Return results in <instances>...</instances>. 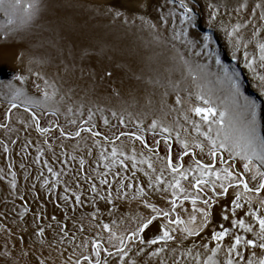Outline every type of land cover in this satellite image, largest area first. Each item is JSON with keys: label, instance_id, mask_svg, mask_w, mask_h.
Segmentation results:
<instances>
[{"label": "rangeland", "instance_id": "1", "mask_svg": "<svg viewBox=\"0 0 264 264\" xmlns=\"http://www.w3.org/2000/svg\"><path fill=\"white\" fill-rule=\"evenodd\" d=\"M15 2L5 0L0 7V264H40L41 261L73 264L78 259L82 264H89L85 256H90L95 264L93 241L115 254L110 257L101 250L102 264L105 260L108 264H118L119 253L114 245L120 241L115 237L125 238L124 264H164L165 261L173 264V260L197 264L192 258L197 254L203 264L217 244L213 233L227 229L229 234L219 241L222 247L216 257L221 264H226L235 235L255 239L253 232L259 231V227L247 213L255 211L264 216L261 207L264 191L245 192L243 185L229 188L226 195L221 194L223 190L219 187L214 194L201 185L204 189L198 193L201 199L212 197L215 203L208 226L198 236L185 237L180 230L183 226L167 225V219L160 217L131 241L127 237L155 215L145 202L165 211L171 208L169 201L173 197L167 185L173 176L166 168L167 143L171 144L173 164L179 162L184 151L181 141L189 143V155L183 157L184 169L194 168L196 159L212 162L207 155L208 142L197 135L193 126L194 121L202 131H207L208 122L197 116L193 108L212 107L217 115L227 110L230 116H235L243 111L245 103L254 102L257 125L264 133V80L261 79L264 64L259 59V43H264V19L261 18L264 0H185L192 9L190 23L183 19L180 0L175 3L169 0H19L18 8L9 7ZM45 3L55 5L59 18L66 10L80 15L78 19L102 22L109 33L121 40H113L108 48L92 53L46 58L38 50L39 46L33 48L34 45L28 44L29 37L37 40L32 34L35 25H44V17L50 15L48 10L43 14ZM27 5H32L31 9ZM172 11L174 16L169 15ZM236 25L240 26L239 30L233 33ZM205 36L212 38L207 48ZM254 58L255 64L248 67ZM233 81L239 84V95L232 87ZM9 83L41 101L47 87L50 98L40 107L29 105L26 111L21 97L16 101L20 107L11 108ZM199 96L209 103L204 104ZM177 98L180 103L176 102ZM153 122L157 125L155 129L151 127ZM85 127L100 135L94 136L90 131L75 135ZM163 128L170 130V136L169 132H162ZM40 129L46 131L41 133ZM121 133L142 135L147 145L158 149L155 154L150 153L140 141L127 135L114 141L128 155L134 147L137 160L150 158L155 173L146 164L133 168L130 160L124 161L127 167L113 165V144L107 138H116ZM195 141L205 144L203 153L191 147ZM222 157L225 162L230 160L227 151L222 152ZM81 160L85 162L82 168ZM106 163L111 170L105 167ZM244 163L237 158L228 166L240 174L238 178L246 179L249 187L258 186L260 177L253 180L255 167L252 172H244ZM224 166L218 156L216 170ZM49 168L53 170L51 173ZM162 170L165 183L159 188L149 186L145 172L154 178ZM101 179L110 183L101 184ZM93 184L97 192L92 191ZM120 184L128 186L120 188ZM181 184L186 193L197 195L191 175ZM140 187H144L146 196L140 197ZM238 193L243 207L237 208L233 215L232 205ZM76 195L80 196V203L76 202ZM100 196L108 200H101ZM178 204L180 207L172 218L179 213L187 221L193 214L190 199L182 195ZM196 207L205 206L198 201ZM195 215L198 225L202 217ZM225 215L227 220L223 218ZM239 219L251 223L253 232H244L232 224ZM105 224L111 231L104 228ZM164 225L170 231L176 229L172 231L176 239L165 246L164 252L153 256L161 245L149 241L162 235ZM141 237L144 243L140 242ZM174 248L179 249L175 255ZM188 249L192 256L182 257L180 252L186 253ZM236 251L243 259L233 252L234 264H247L253 251L257 258L264 257V249L245 248L243 243Z\"/></svg>", "mask_w": 264, "mask_h": 264}, {"label": "snow or ice", "instance_id": "2", "mask_svg": "<svg viewBox=\"0 0 264 264\" xmlns=\"http://www.w3.org/2000/svg\"><path fill=\"white\" fill-rule=\"evenodd\" d=\"M171 3H175V0H169ZM5 4V0H0V7H3ZM260 5H257L259 7ZM9 7L11 8H18L19 7V0H16L15 3L10 4ZM28 9H31L32 5L26 6ZM246 7V5H245ZM179 8H182L183 11V19L185 22L190 23L193 17L191 16L192 9L188 7V5L185 3V0H180L179 2ZM169 15L174 16L175 12L172 11L169 13ZM262 19H264V14H262ZM165 24H167V20L164 21ZM154 27V25H153ZM239 25H236L233 28V33L239 30ZM186 35V33H183ZM205 44L204 47H208L211 43V36H205L204 38ZM259 52H260V62L264 64V43H259ZM247 61V56L245 57ZM255 58L252 60L250 64H248V67H251L252 64H255ZM190 74L193 75V79L196 78L195 74L192 72V69L189 68ZM227 73V70H225ZM16 79L21 80L23 78L16 77ZM262 80H264V77H261ZM45 85H47V81H45ZM232 87L235 90V93L239 95V84L236 82H232ZM9 91L12 93V100H11V108H16L20 105L17 104V100L21 97L24 98L23 103L25 105V110H29L28 106L31 105L32 107H40L42 103H46L49 100V93L47 90V87L43 90V101L38 100L36 98L28 96L23 90L15 88L11 83L8 84ZM37 88L39 89V85H37ZM53 96L55 93L52 94ZM198 99H200L204 104H208L209 101L205 99L203 96H199ZM177 103H180L179 98H177ZM240 105H237V108H240ZM192 111L197 115L200 116V118L204 121L208 122V128L207 131H202L201 126L193 121L194 129L198 136H202L204 140L208 142V152L207 155L210 157L211 161L210 163H203L201 160L196 159L194 161L195 167H189L188 169H184L183 165V157L189 155V143L185 141H181L182 147L184 149L183 153L180 156L179 162L176 164H173L172 157H171V144L170 142L167 143L166 147L168 149V155L166 156V168L170 170L173 178L172 181L168 182L167 189H171V195L173 199L169 201L171 204V208L168 211H165L163 209H158L155 205L148 204L145 202V206L151 208L152 212L155 213V215L148 218L144 223H142L138 229L137 232H134L132 236L127 237V240L131 241L133 237L137 236L139 233H143L145 229L149 227V225L152 223L153 220H156L160 217L167 219V225L175 224L178 227L183 226L180 230L184 234L185 237H193L198 236L200 232L206 228L210 222V216H211V208L213 204L215 203V200L212 197H207L205 199H201V197L198 195V193L202 192L204 189L201 187V185H205L215 194L217 187L222 189L223 195H226L229 188L232 187H239L240 185H243V189L245 192H252L256 191L259 193L260 191H264V133L261 132V130L258 128L257 121L255 118V104L254 102L251 104L245 103L243 105V111L239 112L238 115L230 116L229 112L227 110L220 112L217 115V111L215 108L209 107V108H203V107H195L192 109ZM209 117H215V119H209ZM33 119H36L35 113H33ZM188 117L185 116V120H187ZM105 123L107 124V120H105ZM213 125H216L215 129L213 128ZM38 126V125H37ZM153 129L157 127L156 123L153 122L152 126ZM41 133L46 131L45 129H40ZM81 131H85V129H81ZM87 131H91V129H87ZM162 132H169L170 136V130L167 128H163ZM63 134V132H62ZM79 132H77L75 135L79 136ZM94 136H99V132L93 133ZM121 135H127L129 136V139H133L136 141H140L141 144L148 150V152L155 154L158 149L155 147H149L147 143L144 140V137L142 135H134L132 133H121ZM166 140L168 138H165ZM176 139H180V135L177 132ZM113 144L112 151H111V157L113 159V165L116 163H119L121 165H124L127 167V165L124 164L125 160H130L132 162V167L135 168L137 164H146L148 169H151L152 173L156 172V169L153 167V162L150 158L137 160L136 157V150L133 147L131 149V155L126 154L123 150L118 149L115 146V142L111 141ZM157 145H159V141L155 142ZM193 149L198 148L201 153L205 150V144L201 141H195L191 145ZM227 151L229 153L230 160L228 162H225L222 157V152ZM193 156H195V152L191 153ZM220 157L221 163L226 164V166L220 168L219 170H216V164L215 160L217 157ZM101 157L103 158V152L101 153ZM119 157H123V159H119ZM239 158L240 160L245 161L243 165L244 172H252L253 167H255V175L253 176V180L256 179V176L260 177L261 182L258 184V186L255 187H249V184L247 181H245L242 178H238L240 176L239 173H234L230 166L231 162L235 159ZM84 161H80L81 168L84 165ZM106 168H109L111 170L109 164H105ZM48 171L51 173L53 170L51 168L48 169ZM198 173V175H197ZM56 176H59V173H53ZM105 176L108 175V173H104ZM118 176L119 173H116ZM192 176L194 180V184L192 187L195 189L197 195L193 196L191 193H186L185 188L181 184L182 180H187L189 176ZM145 176H148V185L152 187L159 188L160 185L165 183L164 179V173L163 170L161 173L153 178L152 175H150L147 171L145 172ZM214 178V179H213ZM125 179H127L125 177ZM219 182V183H217ZM235 182V183H233ZM48 181H45V184H47ZM59 183V181H57ZM101 184H109L110 182L107 179H101ZM128 185L120 184V188L127 187ZM13 187H15V184L13 182ZM93 192H97L96 186L93 184L91 186ZM167 189H162L163 191H167ZM68 189L66 188L65 191ZM98 194V193H97ZM127 195V193H124ZM75 195V194H74ZM111 193H109V196ZM119 195V194H118ZM139 195L140 197L146 196L147 192L145 191L144 187L139 188ZM183 195V198L186 200L190 199V202L192 204V215L189 216L188 220L185 221L181 219L179 213L176 214L175 218H172V214L176 212V209L180 207L178 204V201L181 200V196ZM135 198V197H134ZM65 200L68 199L67 196L64 197ZM101 200H108V197L106 196H100ZM241 194L236 195L235 202L232 205V214L235 215V210L237 208L243 207L240 203ZM75 200L77 203H80V196L76 195ZM200 202L205 207L198 208L196 207L197 202ZM108 202H111L110 200ZM261 207L264 208V200L261 201ZM183 211L187 212V209H183ZM196 213L200 214L202 217V220L197 225V217ZM248 216L253 217L256 221V224H258L259 231L253 232V225L251 223H245V219H239L232 221V224L242 229L244 232H253V235L255 236V239H244L240 235H235L234 237V244H231L228 248L227 256H226V264H234L233 259L231 258L232 253L235 252L236 256H241V253L236 251L237 247L241 245V243L244 244L245 248L251 247L252 249H264V216H261L255 211H249L247 213ZM225 220L228 219V216L225 215L223 217ZM54 219V217H53ZM164 225V230L162 235H159L156 238H153L149 241L150 244H160L161 247L158 251H154L152 253L153 256L159 255L160 252L165 251V246L169 244V242L174 241L176 239L175 236L172 235V231H175L176 229H172L171 231L168 229V226ZM223 227V226H221ZM104 228L106 230H109V226L107 224L104 225ZM83 229L81 228V231ZM229 232L227 229L214 232L213 233V239L217 241L215 249L212 250V254L207 257L205 261H203V264H221L219 260L216 259L217 254L222 247V245L219 243V241H222L225 239L226 236H228ZM40 235L43 236V230H41ZM112 236H115L113 233ZM110 237V241L111 242ZM120 241L118 245H114L116 247L117 252L119 253L118 257V264H124V259L127 256L126 247L125 244V238L124 237H115ZM141 243H144V239L141 237L140 240ZM93 247L95 250L96 255V261L95 264H102L100 260L101 250L104 252H107L108 256H114L115 254L111 251H108V249L103 248L101 243L97 241H93ZM179 249H172L173 255H175L176 251ZM192 256L191 249H188L187 252H180V255L183 257L184 255ZM193 260L197 261V264H200L199 262V254L192 257ZM71 259V257H69ZM85 260L89 261V264H92V260L90 256H85ZM40 264H43V261L40 262ZM73 264H82L81 260H76L73 262ZM103 264H108V261L105 260ZM135 264V262H133ZM166 264V261L164 262ZM173 264H180L179 261L173 260ZM238 264V262H237ZM247 264H264V257L257 258L256 252H252V258L247 260Z\"/></svg>", "mask_w": 264, "mask_h": 264}, {"label": "bare ground", "instance_id": "3", "mask_svg": "<svg viewBox=\"0 0 264 264\" xmlns=\"http://www.w3.org/2000/svg\"><path fill=\"white\" fill-rule=\"evenodd\" d=\"M48 5H50L51 10ZM67 8L75 10L74 8ZM54 9V4L45 3L43 14L48 10L50 15L44 17V25H35L32 30L33 38L37 40H32L30 37L28 40V44L34 45L33 48L39 46L38 50L41 49L40 53H45L46 58L51 55L92 53L100 48H108L113 40H121L120 37L118 39L117 36L109 33L102 22H88L85 18L78 19L80 15H75L72 11L66 10H64L62 17L59 18L55 14ZM108 30L110 31V29ZM132 39L133 36L131 37ZM132 45L136 46L137 44ZM179 86L181 85L179 84Z\"/></svg>", "mask_w": 264, "mask_h": 264}, {"label": "water", "instance_id": "4", "mask_svg": "<svg viewBox=\"0 0 264 264\" xmlns=\"http://www.w3.org/2000/svg\"><path fill=\"white\" fill-rule=\"evenodd\" d=\"M18 107H20V106H18ZM83 129H85V131H87V129H91V127H85V128H83ZM78 132H79V133H82L83 131L79 130ZM90 132L95 133V131H94L93 129H91ZM102 136H103V135H102ZM122 136H123V135H120V136H118V137H116V138H107V140H109V141H116V140L120 139ZM148 146H149V145H148ZM149 147H151V146H149ZM244 180L246 181V179H244ZM247 183H248V182H247Z\"/></svg>", "mask_w": 264, "mask_h": 264}, {"label": "crops", "instance_id": "5", "mask_svg": "<svg viewBox=\"0 0 264 264\" xmlns=\"http://www.w3.org/2000/svg\"><path fill=\"white\" fill-rule=\"evenodd\" d=\"M216 162H217V159L215 160ZM216 162H215V164H216ZM189 218V217H188ZM244 238H248V235H246Z\"/></svg>", "mask_w": 264, "mask_h": 264}]
</instances>
